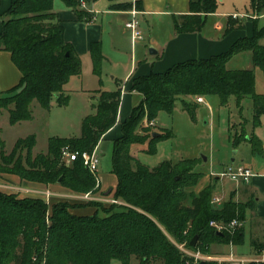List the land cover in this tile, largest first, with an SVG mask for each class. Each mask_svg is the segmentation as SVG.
I'll return each instance as SVG.
<instances>
[{
    "label": "trees",
    "instance_id": "16d2710c",
    "mask_svg": "<svg viewBox=\"0 0 264 264\" xmlns=\"http://www.w3.org/2000/svg\"><path fill=\"white\" fill-rule=\"evenodd\" d=\"M55 1L14 0L6 12L8 19L2 20L0 46L10 52L22 74L17 86L0 93V113L9 112L11 125L33 118L34 101L45 110L51 108L53 98L65 103L68 99L62 97L65 85L71 77L82 73L80 56L64 39V27L54 10ZM60 1L73 9L79 20L88 21V14L79 10V6L82 1L96 0ZM109 1L110 8L118 11H128L134 3ZM135 3L137 9L141 8L140 0ZM255 3L256 0H251L252 8ZM217 6V0H191L190 13L174 19L176 32H200ZM245 27L229 22L230 30ZM262 38L264 31L256 26L253 36L238 39L222 54L188 60L162 73L152 72L132 80L131 89L141 93L143 100L122 123V137L113 141L112 152V172L117 185L110 194L124 203L121 206L110 204L103 210L105 204L101 202L68 199H59L51 205V200L47 202L41 197H19L17 193L0 191V264H111L114 259L122 264H131L132 259L139 264H187L189 257L179 249L180 244L201 252L213 244L241 245L243 229L218 235L210 223L243 220L247 208H254L253 200L247 204L230 200L222 208L214 209L210 205L213 189L206 187L192 196L191 204L187 205L186 189L201 178V174L193 172L195 160L177 164L166 160L150 168L134 157L131 149L135 144L149 142L146 152L152 154L156 142L172 137L154 136L153 132L139 140L136 130L144 118L153 123L161 111L173 114L179 101L196 121L198 107L187 102L191 97L216 95L222 106H227L233 96L238 105L251 100L254 118L259 121L264 115V95L256 91L254 70L229 69L228 63L237 54L251 52L253 66L264 71ZM91 53L94 72L100 75V47L94 46ZM121 98V87L102 91L95 113L82 123L81 135L51 137L47 154L33 157L35 135L18 139L10 156H2L0 174L16 175L21 180L46 186L59 184L75 194H97L98 178L81 158L63 162L62 150L69 147L80 153L94 152L105 133L117 124ZM11 103L13 108L9 107ZM144 131L148 132L147 127ZM0 145L3 147L1 138ZM18 150L26 151V157L22 153L17 156ZM88 207L95 209L92 215L73 212ZM195 236L197 244L192 246Z\"/></svg>",
    "mask_w": 264,
    "mask_h": 264
},
{
    "label": "rangeland",
    "instance_id": "374dc122",
    "mask_svg": "<svg viewBox=\"0 0 264 264\" xmlns=\"http://www.w3.org/2000/svg\"><path fill=\"white\" fill-rule=\"evenodd\" d=\"M13 1L0 0V33L2 31V20L8 19L6 12ZM217 1L216 16L210 18V23L226 25L229 20L233 24L246 25L245 29L239 30L241 38L253 36L256 26L258 30L264 31V0H256L253 8L251 0ZM55 2H60V0ZM235 14L242 17L238 19L232 18ZM127 33L125 41L126 54L122 59L130 61L132 59V48L130 33L128 31ZM162 33H159L160 36L158 38L160 40L163 37ZM144 38V40L137 43L134 52V62L138 68L146 66L150 69L154 65L156 71L158 61L161 58L151 56L149 49L150 47L158 49L162 47V43L157 38H150L148 34H144ZM260 43L264 45V38H262ZM228 68L253 69L256 76V91L264 95V71L253 66L251 52L235 55L229 61ZM93 76L90 75L85 81L77 79V77L73 79L70 86L76 90L65 91L62 94V97H68L63 104L58 103L57 99L53 98L49 110L43 109L34 101L32 104V116L34 119L32 120L22 121L13 126L9 123V112L4 110L0 113V138L3 141V147L0 145V161H2L3 155L6 157L10 156L14 149V144L20 138L30 135L36 136L37 143L32 152L33 157H35L38 154L48 153V142L51 137H79L85 117L95 113L96 107L101 100L102 91L93 90L96 87L94 85L97 84ZM88 80L91 81L88 83ZM83 86L92 89L91 92H83L81 90ZM196 98L191 97L187 101L190 106L198 107L196 121H193L190 115L184 111L183 103L180 101L177 103L173 114L161 111L156 121L153 122L154 125L144 118L141 127L136 130L139 140L145 139L153 132L163 134V136L171 134L172 137L156 142L155 153L146 152L150 148L149 142L133 145L131 153L141 163L150 168H155L166 160L174 164L183 160H195L196 167L193 172L201 174V178L195 186L186 189L188 193L187 205L191 204L192 196H197L206 187L213 189L210 205L214 209L222 208L225 202L230 200L240 204H247L246 198L244 199V197L231 191L238 188V182L241 185V191L245 193L250 189L251 183H255L256 179L260 178L264 172V115L259 121L255 120L254 107L251 100H245L242 105H238L236 98L233 96L229 99L227 106H222L219 96L216 95L205 97V102L202 104L198 103ZM9 107L13 108L14 104L11 103ZM145 127H147L148 132L144 131ZM254 145L258 148H255ZM112 152L113 141L104 140L98 150L100 160L98 176L103 190V192H97L99 197L104 195L112 198V194H107V190L115 189L117 185V178L112 172ZM20 153H22L23 158L27 155L26 151L18 150L17 156ZM204 157L208 159L207 162L203 160ZM61 160L71 163L64 157ZM230 166L251 168L254 172L251 182L247 184L242 180L235 181L229 177H221L220 174ZM2 187L0 186V191L3 190L1 189ZM261 193V199L264 201V184ZM17 194L19 197H39L35 194ZM216 195L220 196L219 201L215 200ZM255 197L253 201H255ZM58 200V198L51 200V205ZM118 201L117 206L124 204L122 201ZM263 201L259 207L260 211L263 210ZM103 204L105 206L103 210L111 206L110 203ZM93 213L94 211L85 214L92 215ZM99 214L103 215L102 210ZM254 215L249 209L246 210L244 219L239 220L238 226L234 229V232L239 229L244 231V242L241 245L222 247V244H213L206 252L190 249L186 245L184 248L191 253L200 252L203 257L233 253L235 257L246 258L247 264H258L257 260L264 257V219L254 217ZM253 244L254 246H252ZM181 245L183 244L178 245L179 249ZM111 264L122 263L120 260L114 259ZM131 264H139V262L136 259H132Z\"/></svg>",
    "mask_w": 264,
    "mask_h": 264
},
{
    "label": "crops",
    "instance_id": "0c3cea01",
    "mask_svg": "<svg viewBox=\"0 0 264 264\" xmlns=\"http://www.w3.org/2000/svg\"><path fill=\"white\" fill-rule=\"evenodd\" d=\"M132 1L135 2L136 0ZM140 1L141 8H138V18L140 20L143 36L144 34H148L150 38H157V40H160L158 38L160 36L159 33L163 32V37L160 40L162 47L156 48L157 54L151 55L149 51L151 56L161 58V60L158 61L156 71L154 65L150 67V69L146 66L143 68H138L136 66L134 62V52L138 42L133 43L131 37L132 59L130 61L122 59L126 54L125 41L126 34H128L125 24L131 17L130 11L132 8L128 11H118L110 8L111 2L109 0L84 1V5L82 6V4H80L79 6V10L86 12L89 16L88 21H84L79 20L76 12L67 7L62 1L55 2L54 4V10L64 27V39L66 42L72 44L82 61V73L78 76L71 77L69 82L65 85V91L76 90L70 86L73 79L76 77L77 79H83L85 81L90 75H94L93 77L97 81V84L94 85L96 86L93 89L94 91H114L119 87L122 88V98L118 115L119 121H117V124L112 129L105 133L102 142L104 140L114 141L122 137V123L143 100V95L141 93L131 89V83L135 77L149 75L152 72L162 73L178 63L188 60L207 59L222 54L228 51L230 47L241 38L239 30L229 29V20L226 25L220 23L215 25L214 22L210 23V18L215 17L216 13L207 16L206 24L200 32L177 33L174 19L180 15L190 13L191 0ZM94 46L100 47L102 55L100 75L94 72V62L91 53ZM21 78L22 74L13 63L10 52L4 50L2 46H0V93L6 92L17 86ZM90 81L91 80H88V83ZM81 90L89 93L92 89L83 86ZM203 98L205 102V97ZM102 142L96 149L97 154ZM238 184L237 182L238 188L231 192L244 197V199L246 198V203L250 200H254L256 195L255 201H253L255 204L254 208H247V210L249 209L252 211L255 214L254 217L264 219V206L263 210H259L263 201V199H261V191L264 184V172L260 178L258 177V179H256L255 183H251L250 189L245 193L241 191V185ZM0 186H3L1 189L7 191L10 187H20L33 191L49 190L55 194L50 200L58 198L68 199L69 201H79L72 198L73 193L69 189L59 184L46 186L21 180L18 176L11 174H0ZM99 191L103 192L100 178ZM215 197L219 198L220 196L216 195ZM94 210V208L88 207L84 209H74L73 212L89 214ZM233 246V244H222V247ZM252 246H254V244ZM231 255L235 256L231 253L229 255L221 254L207 256V258H228Z\"/></svg>",
    "mask_w": 264,
    "mask_h": 264
},
{
    "label": "built area",
    "instance_id": "2783aa9c",
    "mask_svg": "<svg viewBox=\"0 0 264 264\" xmlns=\"http://www.w3.org/2000/svg\"><path fill=\"white\" fill-rule=\"evenodd\" d=\"M82 6L84 5V1L81 2ZM131 17L126 22L125 27L126 30L130 33V37L133 43H136L138 41H141L144 39L143 32L140 27V20L138 18V9L136 7V3H133L132 9L130 11ZM234 19H238L239 17H242L238 14H235L232 16ZM198 103H203L204 98L202 96L196 98ZM153 125V123H151ZM62 157L67 158L69 162H73L77 160L78 158H81L83 161V164L89 169L91 173H93L98 178V167H99V156L96 152V150L92 153L89 152H82L79 151H72L69 147H65L62 150ZM221 177H229L232 180L239 181L242 180L243 182L249 183L251 179L254 176V172L249 167L244 166H238L233 167L230 166L227 169H225L221 174ZM99 181V178H98ZM7 191V190H6ZM8 191H12V193H22V194H35L36 196L42 197L47 202H49L50 198L55 196L54 193H52L49 190L46 191H33L28 190L20 187H10ZM72 198L80 200V201H96V202H102V203H110V204H118L119 201L115 198H108L107 196L102 195L101 197L97 196L96 193L89 192L84 194H72ZM216 201H219L220 199L218 197H215ZM239 220L234 219L228 223L224 222H217L212 221L210 225L217 231L221 232H234V229L238 226ZM185 244L180 246L181 251L189 257V260L187 261V264H199L201 262H215L216 264H247L246 258H239L235 257L233 255L229 256L228 258H218V259H212L203 257L200 252L197 253H191L187 249L184 248ZM258 264L264 263V257L257 260Z\"/></svg>",
    "mask_w": 264,
    "mask_h": 264
},
{
    "label": "water",
    "instance_id": "95a60500",
    "mask_svg": "<svg viewBox=\"0 0 264 264\" xmlns=\"http://www.w3.org/2000/svg\"><path fill=\"white\" fill-rule=\"evenodd\" d=\"M149 51H150V54H151V55H155V54H157V49L154 48V47H150ZM156 135H158V133H154V136H156ZM203 160H204L205 162H207L208 159H207L206 157H204ZM111 191H112V190H109V191L107 192V194H110ZM218 235H222V233H221V232H218ZM197 240H198V237L195 236V237L193 238L192 242H191V245H192V246H196V244H197ZM201 264H204V262H202Z\"/></svg>",
    "mask_w": 264,
    "mask_h": 264
}]
</instances>
